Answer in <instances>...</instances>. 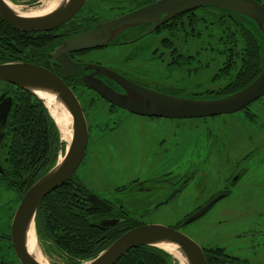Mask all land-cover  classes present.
<instances>
[{"label": "flooded vegetation", "instance_id": "flooded-vegetation-1", "mask_svg": "<svg viewBox=\"0 0 264 264\" xmlns=\"http://www.w3.org/2000/svg\"><path fill=\"white\" fill-rule=\"evenodd\" d=\"M157 1L160 0H86L79 11L64 24L47 31L30 32L33 37L32 43L36 45V48H30V54L27 60L45 66L61 76L81 102L90 134L87 152L82 162L83 166H85L88 161L93 141L99 138V146L108 156L107 160H100V167L97 169H100L101 172L105 174H110L115 171L119 172L120 169L116 167V162L118 159L121 160L123 156H126L125 149L127 144L124 143L126 140L125 136L133 139L134 137L139 138L140 135H143V141L141 143L143 144L145 141L147 143L145 160H147L148 164L146 167H135V170H141L144 174L142 176H134L127 183L121 185L117 184L114 186V190L118 194L131 190L142 191L144 193H149L154 189L162 191L161 197L154 201V205L159 207L160 205H167V203L175 200L181 192L191 185L195 177L204 174V168L196 167L197 172L193 171L187 175L184 173L179 175L176 174L175 171L169 167L170 165L167 166L169 163H167V159H171L175 155V149L177 148V143L176 145L170 146L167 142V125H164L161 134L160 131L151 129L152 126H149V124L153 123H149L148 125L146 123L150 121L153 122L154 119L167 120L168 118L134 113L115 105L105 99L97 90L88 86L85 82V78L91 77L92 79L101 80L109 87L121 93H125L124 88L112 79L111 76L105 73L102 74L99 68L94 67L103 66L138 85L158 92L188 97H218L236 93L249 86L259 77L264 70V43L259 36L258 30L241 16L221 9L216 5H205L181 13L168 21L166 20L160 23L156 27L154 26V22H145L132 28H127L105 46L69 52V56L75 64L74 67H65L57 60L53 59L51 53L65 39L84 32L104 21L130 13ZM258 1L264 5V0ZM184 17H190L188 26H194L191 28L192 30L195 29V19L198 17L199 22L207 21L203 23L206 30H209V26H212L211 29H213V27L218 29L221 19L226 20L229 28L235 26L238 31L241 28L244 29L245 35H242L243 39L235 40L233 38L229 41L230 49L229 55L227 58L225 57L226 64L219 67L216 73V78L221 74L226 77V83L221 82V85L217 89L212 90L211 93L190 92L183 94L180 91L185 87L182 86L181 88L178 82H174L172 85L167 86V69L170 72L176 70L182 71L187 68L188 63H192L191 61L196 58V56L183 55L180 52L178 57H171L170 61L167 60V29H184L177 23ZM236 18L242 21V25L240 23L237 24ZM162 32L166 33L161 34ZM240 43L243 46L242 51L244 54L242 53V55L237 54L236 51ZM120 53L121 55L118 56ZM115 58L116 60H113ZM197 62H201L200 59ZM167 64H176L177 66L171 68L170 65L167 67ZM218 80H220V78L216 79V81ZM4 91L2 93H4ZM5 93L7 96H12L9 92L7 93L5 91ZM85 96L88 97L90 106H92L93 103L99 102V100L106 103L108 105L106 116L108 115L109 117L105 120L92 119L89 115V111L91 112L90 108H87L86 104L83 103ZM133 116L145 120H142V123L139 122L132 126L126 118ZM207 118H216L218 122L216 126L212 127L210 151L203 165L210 159L213 160L212 171L209 174L210 177L209 175L206 176V181L210 179L214 181L217 186L214 190H210L206 194H204V190L199 191L200 195L192 200L195 201L192 202V204H194L196 208L199 207L198 210L220 195L223 196L215 201V203L225 197H230L236 187L246 188L251 187V184L254 185L255 182L257 183V179L255 178L256 174L253 173L256 171V168L249 169L246 167V162L252 157L251 155L261 154L262 165L259 169L264 172V95L237 111L201 117L199 119ZM221 122L223 126L226 127V131H224L223 134V128L220 127L222 126ZM129 126L137 128V132L133 130L130 131ZM205 128L209 129L207 124ZM95 130H97L98 133H96ZM0 133H3L4 137L3 127H0ZM112 134H116V136L113 138ZM1 149L3 150V144L0 146V152L2 154ZM0 165L2 167V171L0 170L1 177L6 174L7 170L3 155L0 156ZM95 165L97 164L95 163ZM221 165H226V167L222 168ZM223 169L227 171V174H222L224 177L221 179V171L223 172ZM215 175H217L218 178H215ZM73 177L77 185H80L84 190L82 198L84 199L90 216H92L105 231H121L125 229L126 226H129L130 223H133V221L144 224L138 221L134 216H131L130 213L124 209L120 201L121 199H112L106 195H99L77 172ZM261 178L262 181L258 184L264 187V173ZM0 182H3L1 178ZM2 186L1 184L0 189H6L5 186L4 188ZM169 187L172 189L167 194V188ZM10 191L17 194L19 200L17 204L18 207L23 194H18L17 188H13V190L10 189ZM92 196L100 198L104 200V202L96 203L90 199ZM0 206H3V203L0 202ZM91 207L97 210H93ZM13 217L14 216L11 217L12 219H10L5 226H3L2 221H0V231L2 228V230H4V232H0V243L2 242L4 244L3 246H5L3 249L0 248V264H10L13 260L11 258V249L15 255L14 264H22L12 243L11 226ZM185 220L182 222V226L178 228L183 232L184 230L182 227L187 225L184 223ZM105 223L110 224L106 225ZM253 228H257V225L251 224L246 230V232H248L252 229L251 236L256 234ZM258 234V240L262 237L264 238V233ZM263 242L264 241H262V243ZM203 249L207 257L208 252H206L204 247ZM214 259L216 258L211 257V260ZM226 262L237 261L228 260ZM238 262L255 264L251 261L243 260Z\"/></svg>", "mask_w": 264, "mask_h": 264}, {"label": "water", "instance_id": "water-1", "mask_svg": "<svg viewBox=\"0 0 264 264\" xmlns=\"http://www.w3.org/2000/svg\"><path fill=\"white\" fill-rule=\"evenodd\" d=\"M85 1L61 0L58 7L51 12L31 16L23 14L20 9L16 8L17 3L15 1L0 0V17L14 28L25 32L47 31L69 21ZM205 5H216L221 9L241 16L258 30L264 43V5L258 0H160L130 13L104 21L84 32L69 37L58 45L51 54L53 59L61 65L74 67L75 64L70 58L69 52L105 46L127 28L145 22H154L156 27L181 13ZM94 67L99 68L102 74L105 73L111 76L124 88L125 93H121L109 87L103 81L91 77L85 78L88 86L97 90L105 99L115 105L134 113L155 117L183 119L230 113L243 108L264 95V70L254 82L236 93L218 97H188L158 92L138 85L109 68ZM0 81L8 82L34 94L43 101L48 110L46 100L37 92L44 91L55 94L57 100L63 104L72 116V136L69 141H65V152L60 155L58 162L29 186L23 194L11 226L13 247L21 263L46 264L38 257L39 255L43 257L44 252L41 250L36 229L37 211L43 199L71 179L82 164L89 142L88 123L81 102L75 92L61 76L45 66L25 60L2 61L0 62ZM12 106L13 96H7L5 92L2 93L0 95L1 128L7 122ZM2 138L3 133H0V141ZM0 170L2 171L1 165ZM222 196L220 195L207 203L189 216L184 223H191L204 215L215 201ZM90 199L96 203L104 202V200L94 196ZM30 229H34L36 235V252H38L36 254L30 252L27 244ZM161 243L176 244L182 253V259L162 247ZM144 245L164 249L177 258L180 264L184 259L187 264H210L203 247L194 238L175 225L162 223H144L132 227L124 231L97 255L82 261L80 264H115L132 248ZM48 264L50 263L48 262ZM213 264L247 263L219 262Z\"/></svg>", "mask_w": 264, "mask_h": 264}, {"label": "rangeland", "instance_id": "rangeland-1", "mask_svg": "<svg viewBox=\"0 0 264 264\" xmlns=\"http://www.w3.org/2000/svg\"><path fill=\"white\" fill-rule=\"evenodd\" d=\"M46 1L48 0H24L16 3L18 9L28 11L32 8L43 7L42 4ZM198 19L199 17L195 19L194 30L191 29L194 26H188L190 17H184L177 22L184 29H167V60L170 61L171 57H178L180 52L183 55L196 56L191 61L192 63H188L187 68L182 71L176 70L170 72L167 69V86L178 82L181 88L182 86L185 87L180 91L183 94L190 92L211 93L212 90L217 89L221 85V82L226 83V77L222 74L217 77L220 80L216 81V73L219 67L226 64L225 57L227 58L229 55L230 49L229 41L233 38L235 40L243 39L241 31H238L235 26L229 28L225 25V20H220L218 29L216 27L211 29L212 26H209V30H206L203 23L207 21L199 22ZM165 33L162 32L161 34ZM242 50L243 46L240 43L236 48L237 54L242 55ZM120 55L121 53L118 54V56ZM199 59L201 62H197ZM113 60H116V58ZM168 65L171 68L177 66L176 64H167V67ZM11 89L13 88L7 82L0 81V95L4 90L9 91ZM84 98L83 103L86 104L87 108H90L91 112L89 111V115L92 119L105 120L109 117L108 115L106 116L108 112V105L106 103L99 100V102L93 103L90 106L88 97L85 96ZM126 119L129 120L132 126L139 122L142 123V120H145L137 116L127 117ZM217 122L218 119L216 118L182 120L168 118L167 120L154 119L153 122H146L147 125L153 123L149 124V126H152L151 129L160 131L161 134L164 125H167V142L170 146L176 145L177 143L175 155L171 159H167V163L169 162L167 166L170 165L169 167L176 174L184 173L187 175L193 171L197 172L196 167L204 168V174L195 177L191 185L181 192L175 200L167 203V205H160L159 207L154 205V201L160 198L163 193L156 189L149 193L131 190L121 194L116 193L114 190V186L117 184L127 183L134 176H142L144 174L141 170H135V167H146L148 164L147 160H145L147 143L146 141L143 144L141 143L143 141V135H140L139 138L134 137L133 139L125 136L126 140L124 143L127 144L125 149L126 156H123L121 160L118 159L116 162V167L120 171H115L110 174H105L100 169H97L100 167V160H107L108 155L99 146V138L95 139L92 143L87 163L85 166L81 164L77 173L99 195H106L112 199H121L120 201L124 209L131 216L137 218L138 221L147 224L162 223L166 225H181L189 215L198 210L199 207L196 208L192 204L195 201L192 200L200 195L199 191L204 190V194H206L210 190H214L217 186L210 179L206 181V176L212 171L213 160L210 159L203 165L210 151L212 127L216 126ZM206 124L209 129L205 128ZM129 127L130 131L137 132L138 130L137 128ZM220 127L223 128V134L226 131V127L223 126V123ZM95 131L98 133L97 130ZM115 136L116 134H112L113 138ZM62 138L67 140L64 133L62 134ZM251 156L246 162L247 165H245L249 169L256 168V171L253 173L256 174L255 178L257 179V183L255 182L254 185L251 184V187L246 188L236 187L230 197L221 199L204 215L184 225L182 229L201 244L209 255L218 256L219 259L224 258L230 261L238 262L243 260L251 261L255 264H264V242L262 243L264 238L262 237L259 240L257 238L258 233H264V187L259 185L264 172L259 169L262 165L261 154H253ZM221 167L225 168L226 165H221ZM222 174H227V171L224 169L223 172L221 171V179L224 177ZM215 178H218V176L215 175ZM171 189V187L167 188V194ZM18 201L16 193L6 189H0V202L3 203V206H0V221H2L3 226L7 225V222L14 216ZM251 224L257 225V228H253L256 232V234L252 235L253 238L251 236L252 229L246 232ZM2 229L0 232H4ZM84 239L86 240V237ZM3 245L1 242V249L5 248ZM45 246V242L43 241L42 252L43 249L46 250ZM11 255L13 260L10 264H14L15 255L12 249ZM43 256L50 264L56 261L58 264H66L56 254L51 256L44 253ZM146 264L151 263L147 262Z\"/></svg>", "mask_w": 264, "mask_h": 264}, {"label": "trees", "instance_id": "trees-1", "mask_svg": "<svg viewBox=\"0 0 264 264\" xmlns=\"http://www.w3.org/2000/svg\"><path fill=\"white\" fill-rule=\"evenodd\" d=\"M236 22L242 25L240 19L236 18ZM225 23L228 26L226 20ZM240 31L245 35L243 28ZM32 41L30 32L16 29L0 17V62L28 61L30 48H36ZM8 84L13 88L6 91L13 96V106L3 126L5 135L0 142V146L3 144L0 156L3 155L7 165L6 174L0 177L3 180L0 186L2 184L7 190L17 188L18 194L22 195L58 162L65 152L66 142L43 101L25 89ZM83 195L84 190L72 177L43 199L36 215L39 244L41 248L43 241L46 245L43 252L60 256L66 264H80L94 257L124 231L142 224L133 221L121 231L107 232L90 216ZM180 226L176 225L177 228ZM211 257L215 256L207 254L210 264L228 261L218 256L211 260ZM147 262L180 264L172 254L152 245L132 248L115 264Z\"/></svg>", "mask_w": 264, "mask_h": 264}, {"label": "bare ground", "instance_id": "bare-ground-1", "mask_svg": "<svg viewBox=\"0 0 264 264\" xmlns=\"http://www.w3.org/2000/svg\"><path fill=\"white\" fill-rule=\"evenodd\" d=\"M60 2H61V0H48L42 4L43 7H41V8H36V9L32 8L31 10H28V11L23 9V11L22 10L21 11L23 12V14L31 15V16L32 15H44V14L49 13L52 10L56 9V7H58ZM16 8H18V6ZM37 93L46 100L47 105H48L49 110H50V113L52 114L53 118L56 120L58 126L61 129L62 134L64 133V135L67 138V141H69L71 139V136H72V129L70 127L72 124L71 114L63 106V104L57 100V97L55 94H52L50 92H44V91H38ZM64 141H66V140H64ZM27 244H28V248H29L30 252H32L34 254L38 253V252H36L37 251V247H36L37 246V240H36V235H35L34 229H30L28 232ZM160 245L162 247H164L165 249L173 252L177 257H180L182 259V257H181L182 253L180 252V249L176 244L161 243ZM38 257H39V260L48 264L47 261H45V259L43 258L44 256L42 257L39 255ZM182 264H187L185 262V259L182 261Z\"/></svg>", "mask_w": 264, "mask_h": 264}]
</instances>
